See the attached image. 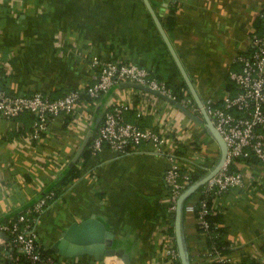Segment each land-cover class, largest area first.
I'll return each instance as SVG.
<instances>
[{
  "label": "crops",
  "instance_id": "crops-1",
  "mask_svg": "<svg viewBox=\"0 0 264 264\" xmlns=\"http://www.w3.org/2000/svg\"><path fill=\"white\" fill-rule=\"evenodd\" d=\"M149 2L199 98L220 99L230 81L228 72L235 68L232 58L248 48L264 0ZM93 55L143 65L171 89L184 81L143 0H0V83L7 92L40 90L57 97L84 87L96 76ZM119 102L128 103L125 120L168 134L184 147L177 160L194 180L218 161L219 145L204 120L189 118L146 90L117 83L81 107L77 122L72 114L54 116L38 140L28 137L29 114L0 117V217L33 203L49 188L97 114ZM195 114L202 117L199 110ZM76 161L79 176L61 187L35 226L38 243L55 264H181L169 261L164 252L175 219L163 179L166 156L152 143L141 142L126 153L105 146ZM234 165L244 185L212 196L211 204L232 246L227 255L264 264V164L241 158ZM91 214L111 232L116 254L95 260L92 253L68 257L51 248L69 224ZM180 230L190 264H215L205 253L193 212L182 210Z\"/></svg>",
  "mask_w": 264,
  "mask_h": 264
},
{
  "label": "built area",
  "instance_id": "built-area-1",
  "mask_svg": "<svg viewBox=\"0 0 264 264\" xmlns=\"http://www.w3.org/2000/svg\"><path fill=\"white\" fill-rule=\"evenodd\" d=\"M258 18L261 31L253 30L248 37V48L235 53L232 58L235 68L229 70L228 76L233 89L225 90L218 100L208 98L203 101L207 114L227 147L219 170L202 184L201 194L205 196L208 193L219 195L228 188L244 185L242 173L230 168L234 158H244L252 154L264 164V4L259 10ZM90 64L96 70L95 78L88 85L69 89L57 97L40 90L11 94L0 83V117L11 119L22 112L33 115L28 137L38 140L46 132L54 116L72 114L77 122L81 107H87L111 86L122 81L136 82L175 98L166 82L157 78L143 65L135 62H116L98 55L90 58ZM1 79L0 71V81ZM187 102L190 103L188 109L195 110V105L189 98ZM127 109L128 103L119 102L104 110L101 121L91 137V152L95 153L106 146L117 153H126L141 142L152 143L158 154L166 156L169 160L163 179L168 192L169 211H175L179 194L190 183V172L179 164L174 140L168 134L161 135L150 126H140L136 122L125 120L124 113ZM52 196V191L39 196L30 208L19 212L10 224H0V231H8L12 237V243L7 248L8 253L13 246L23 253L31 264H55L51 255L40 257L35 232L36 223L45 209L47 199ZM184 209L196 211L204 235L209 227L206 215L211 212L206 197L200 196L197 201L187 202ZM5 239L0 236V244H3ZM174 240L175 236L166 234L164 252L173 260L179 257ZM205 251L206 255L222 264H233L237 261L227 254H221L215 248H206Z\"/></svg>",
  "mask_w": 264,
  "mask_h": 264
},
{
  "label": "water",
  "instance_id": "water-1",
  "mask_svg": "<svg viewBox=\"0 0 264 264\" xmlns=\"http://www.w3.org/2000/svg\"><path fill=\"white\" fill-rule=\"evenodd\" d=\"M145 6L147 7L149 13L151 14L157 28L159 29L160 33L162 34V37L164 38L175 62L178 65V68L184 78V81L186 85L188 86V89L193 96V99L199 108V111L201 112L202 117H198L193 111L189 110L184 103L177 101L175 98L170 97L166 94H163L157 90L151 89L148 86L136 83V82H130V81H122L119 82V86L122 87H134L146 90L150 93H153L160 98H163L170 102L171 104L175 105L179 110H181L185 115H187L189 118L197 121L202 122L204 120V123L213 136V138L216 140V142L219 145L220 148V156L216 164L203 176L200 178L194 180L192 183H190L187 187L184 188V190L179 194L177 201H176V207H175V219H174V233H175V241L177 245V250L180 258L181 264H190L188 259V253L185 247V244L183 242L182 236H181V230H180V220H181V214L183 210V203L185 199L193 193L199 186H201L208 178H210L212 175H214L222 165L226 152L227 147L226 143L219 133V131L214 126L211 118L207 114L204 106L203 101L199 98L197 95L192 82L188 78L184 68L182 67L179 59L177 58L176 53L174 52L162 26L159 21V19L156 16V13L154 12L149 0H143ZM103 116V112H99L97 116L95 117L93 124L91 126V129L96 128ZM91 129L87 132L83 140L81 141L80 145L78 146L77 150L75 151L74 155L72 156L69 163L66 165V167L58 174L56 178H59L61 175H63L66 170L73 165L78 157L80 156L82 150L84 149L85 145L87 144L90 136H91ZM42 193L39 195L41 196ZM37 196V197H39ZM36 197V198H37ZM35 198V199H36ZM34 199V200H35ZM0 236L3 238H7V235L0 231ZM112 234L108 230L105 229L103 223L99 221L95 214H91L89 217L85 218L84 220L80 222H72L67 226L63 232H61L60 237L55 240L53 246L51 247L54 251H57L65 256H71L74 254L79 253H92L95 260H101L106 255H114L118 251L114 246H112ZM124 255L121 254L123 259L128 262V259H125Z\"/></svg>",
  "mask_w": 264,
  "mask_h": 264
},
{
  "label": "trees",
  "instance_id": "trees-1",
  "mask_svg": "<svg viewBox=\"0 0 264 264\" xmlns=\"http://www.w3.org/2000/svg\"><path fill=\"white\" fill-rule=\"evenodd\" d=\"M258 20H259V18L257 19V23H256L257 25H256L255 29L257 31H261V28H262L261 27V23H260V20H259V23H260L259 24ZM154 75L157 78H159L156 74H154ZM166 84L169 87L172 86L171 84H169L167 82H166ZM172 88H173L172 89L173 94H174L175 99L177 101H180V102L184 103L187 108H190V103L187 102V98H189L190 102H192L195 105V110H193V112L194 113L198 112L196 104H195V101H194L192 95L190 94V91H189L188 86L186 85L185 81L180 82L179 84L173 86ZM226 89H230V90L233 89V84H232L231 81H228L226 83ZM24 113H27V112H24ZM27 114H29V113H27ZM29 115L31 116V124H32L33 115H31V114H29ZM30 130H31V126H30V129H29V132H30ZM28 135H29V133H28ZM91 137L89 138L87 144L85 145L84 149L82 150V152H81V154L79 156V159L82 158L83 160H85L92 153L91 152V148H90ZM174 147H175L176 155H178V153H180V152H182L184 150V147L181 144H179V143H177V145L174 144ZM241 158L242 157L234 158L232 164L230 165V168L234 169V170H238L236 168V166L234 165V162H235V160H238V159H241ZM242 159L244 161H246V162H249L251 160H259L258 158H256L252 154L247 156V157H244ZM76 162L73 165H71L66 170V172L63 175H61L59 178H54L53 181L50 183V187L42 192V195L47 193V192H51V191L53 192V196L51 198L47 199L45 208L49 205L50 202H52L54 199H56L59 196V193L61 191V187L63 185L68 184L69 182L73 181L74 179H76L79 176L80 168L77 166ZM193 181H194V179L191 177L190 183H192ZM202 187L203 186L201 185L195 190L198 194H197L196 198L194 199V201H197V198H199L200 196L206 197L207 205L211 208V212L206 215V218H207V220L209 222V227H208V230H206L204 232V235H203L204 238H205V246H206L207 250H213V248H215L221 254H228V252L231 250L232 246L227 241V239L224 237L223 228L219 224L220 218L216 215V213H217L216 209L211 204V198H212V196H215L216 194L208 193V194H206V196L204 194L202 195L201 194ZM195 191L193 192L194 194H195ZM194 194H192L191 196L189 195L185 199V201L183 203V210H184L185 204L190 201L191 197ZM31 206H32V203L26 205L24 208H22L20 210L18 209L15 212H12V214L7 215L6 217H2V218L0 217V224L1 223L10 224L16 218V216H17V214L19 212H21V211H23V210H25L27 208H30ZM196 208H197V206H196ZM170 212H171L170 213L171 216L174 217V212L175 211L172 210ZM193 214H194V216L196 218V221H197L198 231H200V232L203 231V228L200 226V224H199V222L197 220L196 211L193 212ZM167 232L174 236L173 226L169 227ZM5 234L7 235V238L5 239L3 244H0V264H31V261L23 253L18 251L16 247L12 246V248L9 250V253L7 252V248H9L10 244L12 243V237H11L10 234H8V231H6ZM174 244L177 247L175 240H174ZM37 250L39 251L40 257H42V258H44L46 256H49V254L51 253L48 250H45L40 244H39ZM168 259H169V261H172V262H174V261L178 262V263L180 262V258L179 257H177V259H175V260L170 259V258H168ZM215 264H222V263H220L218 261H215ZM233 264H259V263L256 262L255 260H252V259H242V260L236 261Z\"/></svg>",
  "mask_w": 264,
  "mask_h": 264
}]
</instances>
